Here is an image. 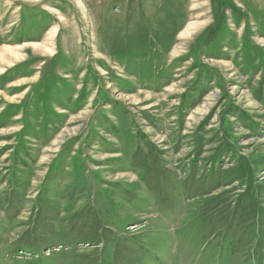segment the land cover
I'll return each mask as SVG.
<instances>
[{
  "label": "rangeland",
  "instance_id": "obj_1",
  "mask_svg": "<svg viewBox=\"0 0 264 264\" xmlns=\"http://www.w3.org/2000/svg\"><path fill=\"white\" fill-rule=\"evenodd\" d=\"M0 57V264H264V0H0Z\"/></svg>",
  "mask_w": 264,
  "mask_h": 264
},
{
  "label": "trees",
  "instance_id": "obj_2",
  "mask_svg": "<svg viewBox=\"0 0 264 264\" xmlns=\"http://www.w3.org/2000/svg\"><path fill=\"white\" fill-rule=\"evenodd\" d=\"M242 171H240L241 173H244V170L243 169H241ZM246 171V170H245ZM17 189V192H18V194H20L21 193V191H19V189L18 188H16ZM207 195V193L206 194H204V195H197V197L196 196H194V197H192L191 199H192V201H198V200H201V199H203L205 196ZM251 197H253L252 195H251ZM190 199V200H191ZM253 200V199H252ZM189 203V202H188ZM248 203V200H246V202H245V205ZM212 204H214V203H212V202H208V205H212ZM187 205V204H186ZM244 205V206H245ZM250 206H249V210H247V211H259L260 209H261V204L259 203V201H258V199H257V202H255V200H253V202H250V204H249ZM188 208V207H187ZM227 208V207H226ZM235 208H238V203H237V205H236V207ZM244 208V207H243ZM243 210V209H242ZM243 211H246L245 209L243 210ZM217 211H212V210H208L207 212H205V211H200L199 213H193V214H190V212H187V214H188V217L186 218L187 220H191V223H194V222H201V226L203 227L204 225H205V222L207 221V220H210V221H207V222H209V223H211V222H213L214 220H212L211 218H206L205 217V215H206V213H211V214H215ZM188 223V222H187ZM187 223L185 224V226L184 227H182V228H179L178 229V231L181 233V235H186V236H194V235H192L191 233H190V228H189V226H187ZM184 230H187V232L186 233H183V231ZM192 231L194 232V230H193V227H192ZM215 231V230H214ZM214 231H213V233H212V235L214 234ZM195 237V236H194ZM112 243V244H114V243H118L117 242V240H112V239H108L107 241H104V242H102L103 243V245H105L106 247H107V245H110V243ZM23 246H26V247H24V248H26V249H28V250H26L25 252L26 253H32V255L33 256H38V257H40L37 253H35V252H37V251H39V249L38 250H35L34 248H31L32 246H30V243H28V242H26L25 241V245H23ZM258 253H260V254H263L264 255V251H262V252H260V251H258ZM102 255V257H104V250L103 251H101V254H100V256ZM49 257V256H48ZM43 259H46V257H44L43 256ZM46 262H44V260L42 261V262H40V264H45Z\"/></svg>",
  "mask_w": 264,
  "mask_h": 264
},
{
  "label": "bare ground",
  "instance_id": "obj_3",
  "mask_svg": "<svg viewBox=\"0 0 264 264\" xmlns=\"http://www.w3.org/2000/svg\"><path fill=\"white\" fill-rule=\"evenodd\" d=\"M4 60H6V58H4ZM0 63H1V64L3 63L2 60H1V57H0Z\"/></svg>",
  "mask_w": 264,
  "mask_h": 264
}]
</instances>
